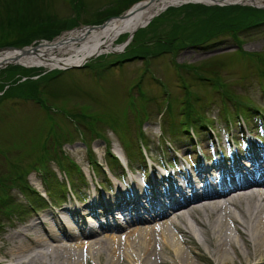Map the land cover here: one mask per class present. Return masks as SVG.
I'll use <instances>...</instances> for the list:
<instances>
[{
  "label": "rangeland",
  "instance_id": "374dc122",
  "mask_svg": "<svg viewBox=\"0 0 264 264\" xmlns=\"http://www.w3.org/2000/svg\"><path fill=\"white\" fill-rule=\"evenodd\" d=\"M62 1L19 0L26 9L29 2H34L31 7L44 14L36 21L60 18V24L56 25L59 30L21 35L19 45L2 49L18 50L51 42L78 28L70 21L69 5ZM67 1L73 3L74 0ZM82 1L90 6L80 12L85 26H98L108 20L110 17L106 16L113 15L114 10L120 16L137 2L145 0H134L128 4L123 0ZM17 7V0H0V43L11 42L17 36L16 24L10 35L4 34L8 27H12L7 17ZM94 10H105L106 15L95 14ZM263 20L264 11L252 7L185 4L163 11L147 27L139 30L119 53L104 54L82 66L66 70L48 71L15 65L0 69V202L10 198L18 212H14L11 205L0 210V264L5 261L6 239L18 229H13L12 225L31 221L49 210L56 211L68 199L84 200L82 194L86 186L78 183L80 175L87 182L89 191H96V184L92 183L100 181L103 186L107 179L103 170L100 172L95 165L105 167L110 156L119 159L131 173H142L146 178L145 185L151 183L148 173L151 175L155 167V176L169 178L178 170H191L192 166L197 168L200 163L230 162L237 157L238 162L250 166L252 164L244 160L248 154L244 153L245 149L252 150L254 158L263 156L264 93L261 87L264 85V25L258 29L261 30L259 33L256 29L251 35L237 32V41L232 36L240 27ZM236 27L239 28L232 30ZM123 40L121 38L119 42ZM241 47L248 55L241 53ZM202 78L208 79L217 89ZM187 93L201 100L197 105L209 120L218 141L210 138L211 130L210 135L203 134L209 129L207 123V126L198 127L202 133L195 134L196 148L190 144L193 138L189 129L190 133L182 136L186 140L182 139L180 148H174L175 153H172L166 145H161V149L157 143L166 128L160 114L171 100L180 111V101ZM229 94L233 100L228 102L223 95ZM240 99L260 109L263 116L240 113L237 122L230 127L228 121L224 122L218 116L219 110L227 104L233 111L231 103ZM167 112L165 117L171 110ZM181 118L179 115L178 120ZM243 123L250 127L251 133L248 134V127ZM139 130L142 139L138 136ZM258 139H263L262 146L258 145ZM137 140L146 147L147 159L141 152L142 144ZM242 140H245L244 144ZM233 144L235 146L232 147ZM134 158L137 163L132 162ZM90 161L95 163L93 170L96 174ZM142 161L145 164L142 165ZM139 164L143 169L138 168ZM256 166L259 171H264L263 163ZM163 169L166 173L157 175L158 170ZM65 176L69 182L72 181L71 188ZM118 186L121 185L117 183L115 187ZM70 192L74 197L67 199L64 193ZM37 193L44 201L37 203L34 212H29V203L38 200ZM5 210L14 214L6 218ZM120 218L115 219L122 226L120 230L132 221ZM191 225L197 235L198 226L193 222ZM175 238L184 250L191 249L188 255L197 261L196 264H217V257L203 254V248L191 236H183V241L178 234ZM165 256L169 264H174L172 251L167 250ZM251 264H264V260Z\"/></svg>",
  "mask_w": 264,
  "mask_h": 264
},
{
  "label": "bare ground",
  "instance_id": "6f19581e",
  "mask_svg": "<svg viewBox=\"0 0 264 264\" xmlns=\"http://www.w3.org/2000/svg\"><path fill=\"white\" fill-rule=\"evenodd\" d=\"M185 4L264 11V0L143 1L127 15L110 18L101 25L74 29L51 42L18 50L2 49L0 69L15 65L66 70L104 54L119 53L163 11ZM258 160L264 164V155ZM231 165L200 163L191 170L184 167L185 171L178 170L169 178L160 175L166 173L165 169L155 176V167L151 175L148 173L150 185L144 184L146 178L140 172L123 168L117 176L107 173L106 188L92 183L97 190L89 191L86 183L84 200L67 198V203L56 211L12 225L18 229L6 239L5 261L1 264H169L167 250L172 251L174 264H196L188 255L191 249L186 251L176 242L177 234L180 241L183 236L197 240L203 254L217 257V264L264 260V178L240 183L244 177L241 174L249 170L257 174V166L241 162ZM117 183L123 187H115ZM212 187H220L221 191L202 193L200 200L191 199L198 191ZM188 201L191 204L185 206ZM190 207L193 214L188 212ZM122 215L132 223L120 230L122 226L115 219ZM101 216L107 222L99 221ZM190 222L198 226L197 235Z\"/></svg>",
  "mask_w": 264,
  "mask_h": 264
},
{
  "label": "trees",
  "instance_id": "16d2710c",
  "mask_svg": "<svg viewBox=\"0 0 264 264\" xmlns=\"http://www.w3.org/2000/svg\"><path fill=\"white\" fill-rule=\"evenodd\" d=\"M123 1L126 2V4H128L134 0H123ZM113 12H114L113 15L118 14L116 12V10H114ZM257 24L258 23L254 24V25H245L243 27H240L239 30L233 32V34H232L233 39L235 41H237V35H236L237 32H238V34L246 33L247 35H251L254 33V32H252L254 29L258 30V29H260V27H263L262 25L258 26ZM238 28L236 27L235 29H232V30H236ZM232 30H229L228 32H230ZM260 31L261 30H258L256 32L259 33ZM208 38L211 39L213 37H208ZM201 80H206L207 82H209L208 79H206V78H202ZM210 84H211V87L215 88V86H213L212 83H210ZM261 91L264 93V86L262 87ZM187 94H188V95H186L187 99H184L183 101H181L182 102L180 105L181 110L179 111V113L177 111V109H179L178 105H173V108H171V112H169L170 114L168 117H165L168 112L166 111V113H165L164 117L166 118L165 119V127L166 128L164 130V135H166L167 137H169L171 139H176L177 137L181 136L180 133H185V131H187L189 128L198 129L199 126L204 127V126H207V123L210 124V122H208V120H206V118L204 117V114H202V111H200L201 107L199 105H197L198 102L201 100L199 98H197L195 95H191L189 93H187ZM225 98L228 99V102L233 100V98L230 94H229V96L223 95V99H225ZM263 99H264V96H263ZM231 104L234 107L232 109L233 111L230 110V107H228L227 104H223V106L219 110V114H218L221 118H230L231 120L234 121L236 119L235 117L237 115H239L240 113H242V114L243 113H245V114L252 113L255 117L256 113L258 112V110H255L256 108H254L251 104H249L247 101H245L243 99L237 100L236 102H233ZM179 115L182 118L178 120ZM91 122H92V120H91ZM89 126L91 127V124H89ZM96 134L100 135L99 133H96ZM125 147L127 148L129 146L125 145ZM109 162H110V164L112 163L111 161H109ZM6 207H11V208H13L14 212H17L15 207L12 205L10 198L6 199L5 201L0 202V210H2L3 208L6 209ZM5 211H6V215H4V216H6V218L11 216L12 214H14L12 212L7 213L8 212L7 210H5Z\"/></svg>",
  "mask_w": 264,
  "mask_h": 264
},
{
  "label": "flooded vegetation",
  "instance_id": "af4514ba",
  "mask_svg": "<svg viewBox=\"0 0 264 264\" xmlns=\"http://www.w3.org/2000/svg\"><path fill=\"white\" fill-rule=\"evenodd\" d=\"M86 1V0H85ZM18 7L16 8V14L15 12L7 17V20L11 21L12 27H8L6 31H4V34L10 35L11 30H13L14 24H16L15 32L17 34L16 38L13 39V41L0 43V49H2L5 46H14L19 45L21 43V35H33V34H44V33H53L56 30H59L56 25L60 24V18H56L53 20H46V21H36L37 18H41L44 16L40 12L36 10V7H31L34 2H29V7L26 9L25 6L22 7L19 0ZM62 2L66 3V6L69 5L71 18L70 21L73 25H76L78 27H81L85 25V23L82 20V17L80 15V12L83 11V9L90 7L87 4L83 3L82 0H74L73 3H69L67 0H63ZM92 3V2H90ZM106 10V9H105ZM105 10H99V11H93L95 14H105ZM15 15V16H14ZM48 15V14H47ZM109 16V15H108ZM106 16V17H108ZM33 20V21H32ZM1 41V38H0Z\"/></svg>",
  "mask_w": 264,
  "mask_h": 264
},
{
  "label": "water",
  "instance_id": "95a60500",
  "mask_svg": "<svg viewBox=\"0 0 264 264\" xmlns=\"http://www.w3.org/2000/svg\"><path fill=\"white\" fill-rule=\"evenodd\" d=\"M152 1H155V0H147V2H152ZM130 12V10L129 11H127L125 14H123V15H120V16H118V17H122V16H124V15H127V13H129ZM117 17V18H118ZM90 28V27H89Z\"/></svg>",
  "mask_w": 264,
  "mask_h": 264
}]
</instances>
